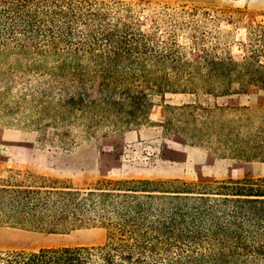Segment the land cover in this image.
<instances>
[{"label": "trees", "instance_id": "1", "mask_svg": "<svg viewBox=\"0 0 264 264\" xmlns=\"http://www.w3.org/2000/svg\"><path fill=\"white\" fill-rule=\"evenodd\" d=\"M137 6L0 0V104L19 78L13 104H27L28 125L64 147L76 129L92 136L149 124L153 96L180 95L164 103V131L217 158L264 164V107L218 102L249 84L264 89V42L235 61L192 32L180 42V15L143 16ZM256 28L262 41L264 25ZM15 177L0 180V226H99L106 241L0 250V264H264V176L105 179L82 188Z\"/></svg>", "mask_w": 264, "mask_h": 264}, {"label": "rangeland", "instance_id": "2", "mask_svg": "<svg viewBox=\"0 0 264 264\" xmlns=\"http://www.w3.org/2000/svg\"><path fill=\"white\" fill-rule=\"evenodd\" d=\"M125 1L141 8L143 16L176 13L183 22L180 42L192 32L203 38V46L235 61L248 56L259 41L257 25H264V0H104ZM191 14H179L180 9ZM185 23V24H184ZM187 24V25H186ZM192 26V27H191ZM194 28V29H193ZM12 58L9 60L11 61ZM33 81L34 79L30 77ZM0 79V90L3 89ZM15 77L12 89L0 104V180L10 174L21 179L37 175L73 187L92 186L105 179H177L186 182L264 176V164L217 158L206 150L186 144L179 136L159 125L164 119V103L184 97L153 96L149 124L130 129L97 132L86 136L76 129L75 141L59 146L39 137L27 104H13L20 95L22 81ZM232 105L264 107V89L253 84L243 92L218 98ZM103 227H81L64 233L35 232L0 226V250H36L62 245H100L106 241Z\"/></svg>", "mask_w": 264, "mask_h": 264}]
</instances>
